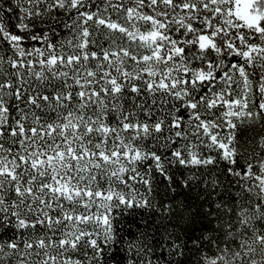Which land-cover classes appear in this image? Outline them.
Masks as SVG:
<instances>
[{"label": "snow or ice", "instance_id": "obj_1", "mask_svg": "<svg viewBox=\"0 0 264 264\" xmlns=\"http://www.w3.org/2000/svg\"><path fill=\"white\" fill-rule=\"evenodd\" d=\"M0 264H264V0H0Z\"/></svg>", "mask_w": 264, "mask_h": 264}, {"label": "trees", "instance_id": "obj_2", "mask_svg": "<svg viewBox=\"0 0 264 264\" xmlns=\"http://www.w3.org/2000/svg\"><path fill=\"white\" fill-rule=\"evenodd\" d=\"M182 199V198H181Z\"/></svg>", "mask_w": 264, "mask_h": 264}]
</instances>
